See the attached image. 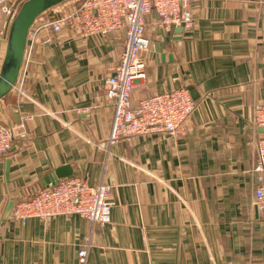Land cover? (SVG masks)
<instances>
[{
  "label": "crops",
  "instance_id": "crops-1",
  "mask_svg": "<svg viewBox=\"0 0 264 264\" xmlns=\"http://www.w3.org/2000/svg\"><path fill=\"white\" fill-rule=\"evenodd\" d=\"M192 6L189 29L165 28L154 10L148 14L146 76L132 91L137 103L189 88L197 106L186 133L135 134L111 153L101 147L114 118L106 80L125 30L82 40L64 29L51 43L31 46L4 111L0 104L1 118L16 128L12 147L0 154V264H80L83 247L86 264H264L253 172L262 131L253 111L264 99V3L194 0ZM9 19L0 9V64ZM63 164L91 185H112L109 222L93 224L77 213L5 217L10 200L47 185Z\"/></svg>",
  "mask_w": 264,
  "mask_h": 264
},
{
  "label": "built area",
  "instance_id": "built-area-1",
  "mask_svg": "<svg viewBox=\"0 0 264 264\" xmlns=\"http://www.w3.org/2000/svg\"><path fill=\"white\" fill-rule=\"evenodd\" d=\"M23 0H0V9L10 16L16 14ZM194 0H79L71 9L59 10L48 17H39L32 26L27 52L35 43H51L64 29L71 30L82 40L93 35H107L125 30V41L119 62L107 80V95L114 105L113 126L106 144L101 147L110 153L121 138L152 131L170 135L186 133L188 118L196 109V99L189 88L176 87L132 100L135 81L146 76L143 52L151 47L146 34L147 17L153 10L161 26H194ZM264 3V0H261ZM9 19V20H10ZM27 116L26 118H28ZM25 118V117H24ZM253 120L260 126L256 143L254 195L264 217V99L254 105ZM16 128L0 116V154L13 145ZM112 185L101 181L91 185L81 176L58 178L40 187L28 197L14 202L11 216L20 221L32 217L49 219L59 214H80L93 224H106L111 219ZM88 248L79 250L80 264H86Z\"/></svg>",
  "mask_w": 264,
  "mask_h": 264
},
{
  "label": "water",
  "instance_id": "water-1",
  "mask_svg": "<svg viewBox=\"0 0 264 264\" xmlns=\"http://www.w3.org/2000/svg\"><path fill=\"white\" fill-rule=\"evenodd\" d=\"M68 0H23L16 14L9 20L5 38V49L0 64V104L4 111L2 101L17 85L27 54V44L30 30L36 20L48 10ZM181 30L183 28L181 27ZM165 54L162 53V58ZM76 172L68 164L55 169L49 177L55 182L58 178L73 176ZM14 200H10L6 208L5 217L11 214ZM256 215L259 207L256 205Z\"/></svg>",
  "mask_w": 264,
  "mask_h": 264
},
{
  "label": "rangeland",
  "instance_id": "rangeland-1",
  "mask_svg": "<svg viewBox=\"0 0 264 264\" xmlns=\"http://www.w3.org/2000/svg\"><path fill=\"white\" fill-rule=\"evenodd\" d=\"M71 2H72V0H68V1L63 2L61 5H63L62 6L63 8H68L71 6Z\"/></svg>",
  "mask_w": 264,
  "mask_h": 264
},
{
  "label": "trees",
  "instance_id": "trees-1",
  "mask_svg": "<svg viewBox=\"0 0 264 264\" xmlns=\"http://www.w3.org/2000/svg\"><path fill=\"white\" fill-rule=\"evenodd\" d=\"M74 1V0H73ZM76 1V3L79 1V0H75Z\"/></svg>",
  "mask_w": 264,
  "mask_h": 264
}]
</instances>
